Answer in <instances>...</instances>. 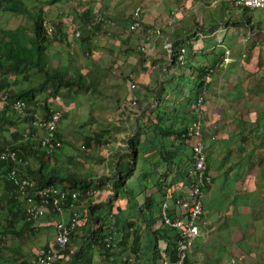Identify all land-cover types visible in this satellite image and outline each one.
I'll return each instance as SVG.
<instances>
[{
	"label": "crops",
	"instance_id": "1",
	"mask_svg": "<svg viewBox=\"0 0 264 264\" xmlns=\"http://www.w3.org/2000/svg\"><path fill=\"white\" fill-rule=\"evenodd\" d=\"M227 3L98 1L102 12L118 22L113 27L117 30L99 34L98 53L102 52L104 61L112 55L114 61L119 59L115 63L127 74L143 63L142 73L135 87L130 85V103L123 111L106 114V100L97 99L102 108L93 136L102 141L96 147L100 155H88L85 169L61 168L68 154L62 145L58 157L48 162L46 172L55 166L61 173L86 179L89 187L84 192L89 188L98 191L97 196L80 200L82 217L60 264H162L173 255L177 230L162 222L161 204L168 196L172 217L183 216L176 200L186 196L192 145L180 131L194 118L197 80L205 66L213 68L203 118L212 184L204 193L200 234L186 264H264V167L260 163L264 156L260 141L264 134V16L257 17V9L247 13L242 6L232 9ZM136 6L143 9L142 26L130 31ZM155 27L162 29L160 36L149 40L155 53L140 56L137 47L144 32ZM172 42L187 45L183 63L173 62L164 49ZM96 71L99 83L100 70ZM112 79L117 83L118 79ZM80 93L74 88L64 97L51 99V109L58 102L70 103L71 96ZM164 122L172 124L175 133L160 138L156 128ZM128 139L135 149L129 148ZM117 163H121L120 173ZM119 179L123 187L116 192ZM17 198L23 212L25 204ZM23 218L25 212L15 227H5L4 215H0V264H36V254L54 243L57 222L68 219L69 210L59 214L46 208L29 225H24ZM107 233L116 236V248L108 250L97 242L99 235ZM129 257H134L131 263Z\"/></svg>",
	"mask_w": 264,
	"mask_h": 264
},
{
	"label": "trees",
	"instance_id": "2",
	"mask_svg": "<svg viewBox=\"0 0 264 264\" xmlns=\"http://www.w3.org/2000/svg\"><path fill=\"white\" fill-rule=\"evenodd\" d=\"M244 11L249 13L254 10L244 7ZM3 12H10L14 15L25 16L30 23V25H19L14 29L10 27L0 26V69L7 70L16 76H14V78L7 79L3 83V85H0V98L2 99V93L6 92L8 89H11L14 85L17 86L22 83L21 78H19L20 75L29 79L27 84L28 86H24L16 92L9 93V105L6 106L8 109L12 110V103L16 100L22 99L25 100L27 104L26 114H33L36 111L33 110L32 107L40 105V101L42 98H39V96L45 94V97L43 99V111L45 116L44 118H48L53 110L51 109V106L49 104L50 99L64 97L67 91L69 92L74 88L79 91L90 90L95 92L97 90L98 81L95 76L93 77L95 78L93 80L89 78V74H84L80 71L75 73L70 72V67L68 66L70 62H68V64H54L53 59H55L56 56L58 58H61V54H52L51 50L53 49V43L55 41H57L58 43H63V41H65V39L67 38V32H62V34L60 33L61 36H49L45 29V23L50 22L45 19V12L43 8H41V6L33 5L32 7H30L24 0H0V13ZM93 12V6H90V8H88L85 13V17H87L86 20L91 16ZM93 19L94 18H92V21ZM245 20L249 21V18H246ZM86 23L89 24V21H86ZM103 25V23H96L92 24L91 26L88 25V30H91L92 32L93 29L98 27L102 28ZM148 30H146L144 33H147ZM79 40H81L80 47H82L84 51H87L88 47L90 46L89 36H86V38H80ZM172 44L176 51L171 56V59L173 60V62H177L179 61V54L177 49L179 50L181 46L185 47L184 56H186L187 45H183L179 42H175ZM88 61L91 62V59L89 58ZM63 66H65V68H63ZM208 68L212 67L205 66L199 73L194 107L198 99L199 90L202 86V78L206 74ZM33 71H37L42 74L41 78L36 82L30 79ZM92 76L93 75H90V77ZM192 120L193 119H191L190 122H188L180 131V135L184 137L183 139H190L189 135L187 134V127L192 122ZM12 127H15L14 131H11ZM156 130L157 135L160 138L175 133L172 124H168L167 122H164V124L162 125H158ZM38 131L43 132V128L35 127L33 125V121H30L27 124V127H22L20 126V124L14 122L13 119L9 118L5 114H2V116H0V151L7 147L14 148L18 150L19 156L21 158L23 157L25 161L29 156H31L39 165L37 167H34L31 163L28 162L27 166L26 164H23L22 170L23 172L26 171L25 174L34 178L38 186L55 184L60 188H77L83 189V191L84 189L89 187L86 185V179L78 178L72 173H61L58 169H54L55 166L52 167V172H46L48 170V162H50L51 158L54 155H56L55 157H58L60 148H62L63 144L61 145V147L56 148L53 153H47V151L43 149L34 150L33 146L35 145L36 140L32 138V134ZM59 137L62 141L60 132ZM85 137H87L85 141V147H90L92 143L98 144L102 142L101 139H98L96 137V135H86ZM260 141H263L262 144L264 146V134L260 136ZM127 144L130 149H135V145L131 141V139H128ZM132 155H134V158H136L135 152H133ZM260 163L261 166L264 167V156L260 158ZM120 165L121 163H117V171L119 173L121 171ZM9 166L10 164H7L6 162L0 160V181L4 182V186L0 188V215H4L6 225L5 227H15L19 223V221L17 220L18 217L20 215H23L24 211L22 212L21 210V202L17 198L18 193L16 188L7 179V171ZM127 170L128 172L131 171L130 164L127 165ZM118 177L122 178V175L119 174ZM121 182L122 180L120 179L117 181L115 185L116 192L121 191V187H123L121 185ZM23 220L24 225H29L33 222L32 220L27 221L26 218H23ZM104 237L105 236H103V234L99 235L97 238V242L103 246L105 245L108 250L112 249L106 246V244L104 243ZM175 243L174 250L176 245Z\"/></svg>",
	"mask_w": 264,
	"mask_h": 264
},
{
	"label": "built area",
	"instance_id": "3",
	"mask_svg": "<svg viewBox=\"0 0 264 264\" xmlns=\"http://www.w3.org/2000/svg\"><path fill=\"white\" fill-rule=\"evenodd\" d=\"M232 2L237 6L246 7L248 9L264 8V0H225ZM143 9L142 6H136L131 14V22L128 29L136 31L142 26ZM103 23L104 25L115 27L117 22L107 16L105 13H96L92 24ZM88 26V28H89ZM45 29L49 36L53 37L56 28L51 23H45ZM161 27H155L148 30L144 34L141 51H146L149 40L160 36ZM77 37L81 36V32L77 31ZM165 48L170 56L175 53L172 43H166ZM148 51V50H147ZM179 61L183 63L185 47L181 46L179 50ZM213 73L212 68H208L206 74L202 78V86L199 90L197 102L194 107V119L187 127V134L192 145V164L187 176L186 196L180 197L176 202L183 208L184 215L182 217H172L169 212L168 196L161 204L160 217L162 222L177 230V240L174 255L165 258L162 264H186L188 253L197 237L200 234V222L204 214V193L206 188L212 184V176L208 170L207 148L204 141L203 118L204 106L206 99L210 94L209 83ZM131 86L135 87V74L131 73ZM1 97L5 104L9 105V94L2 93ZM135 105L136 99L132 100ZM15 112L26 114L27 104L24 100L19 99L12 103ZM62 111L58 109L52 110L48 118L34 119L33 125L37 128H43L42 135L37 139L34 150H46L47 153H53L56 148L62 145L59 137L60 123L62 121ZM0 160L10 164L7 171V179L14 185L18 196L25 204L24 211L27 221L42 216L46 208H50L53 212L62 214L65 210H69V218L61 219L56 225L55 241L52 245L41 249L35 257L36 264H59L63 254L70 243V236L77 228L80 220L79 202L85 196H96L98 191L89 188L86 192L77 188H60L55 184L38 186L37 182L31 176L23 172V164L27 165L30 160L26 161L19 156L18 150L7 147L0 151ZM23 172V173H22ZM104 243L109 248H116L117 240L113 233H107L104 237ZM134 257H129V263Z\"/></svg>",
	"mask_w": 264,
	"mask_h": 264
},
{
	"label": "rangeland",
	"instance_id": "4",
	"mask_svg": "<svg viewBox=\"0 0 264 264\" xmlns=\"http://www.w3.org/2000/svg\"><path fill=\"white\" fill-rule=\"evenodd\" d=\"M24 1L30 7H32L33 5H39L41 6V8H43L45 12V19H47V21L53 24L56 28L54 37L56 35L59 36L60 33L62 34V32H67V38L65 42L63 41L64 43H57V41L53 43V49L51 50L52 54H61V58H58L56 56V58L53 59L54 64H68V62H70L68 64V66L70 67V72L74 71L75 73L77 71L83 70L86 72L85 74H89V78L93 80L95 79L93 78L94 76L97 77L96 70H100V77L102 80L97 84V90L95 92L90 90H81L80 94H74L73 96H71L70 103L62 101L58 102L55 106V109L62 111L63 114V120L60 126V133L62 134L61 136L63 141L62 150L68 153L65 155V158L67 160H65L64 163L66 164L61 166V168H84L83 165L85 166L89 164L88 162L90 159H88V155H100V151H98L96 148V143H92L90 147L83 148V146H85V141L87 138L85 136L87 134L93 136L96 133V130L99 129L98 112L102 107L98 105L97 99L102 98L106 100V103L104 105V108L107 109L106 114L114 113V109H121L123 111L122 107L130 103L129 98L131 97V84H129V74L134 73L136 79H139V76L142 73L140 66H142L143 63H139V66H137L135 70L131 69V71H129L127 74L121 71L122 69H120L119 64L115 63L119 59L114 61L116 57H113L112 55L109 61H104L102 52L100 51V53H98V49L100 47V44L102 43L99 34L101 33L102 35V30H117V28L107 26L102 28H95L92 32L91 30H88V22L86 23V21H89V23L93 22L92 18H94L95 14L103 11L101 9V6H97L99 0ZM227 4L232 9H234L235 7H239L235 6L232 2H228ZM90 6H93V9H95V11L86 20L87 17H85V13ZM255 14L257 17L264 16V9L255 10ZM19 25H30V23L25 16L14 15L10 12L0 13V26L10 27L14 29ZM77 31L81 32L80 37H77L75 35ZM86 36H89L90 38V46L88 47L87 51H84L83 48L80 47L81 40L79 39L86 38ZM141 44L142 42H140L139 46L137 47V51L140 56L142 54L150 56L155 53L152 46L150 47L149 45L147 47L148 51H141ZM164 49L167 51L165 47ZM89 58L91 59V62L88 61ZM100 66H102V68ZM63 68H65V66H63ZM90 75L93 76L90 77ZM14 76L15 75H13V73L4 69H0V85H3V83L7 79L14 78ZM41 76V73L33 71L30 79L36 82L41 78ZM114 77L118 79L117 83H115L113 79L109 80L110 78ZM19 78H21L22 83L17 86L14 85L11 89H8L6 92H4V94L16 92L22 87L28 86V78L22 77V75H20ZM113 84H115V86H113ZM44 97L45 94L40 95L39 98H42L40 101V105L32 107V109L36 111L35 113L24 115L19 112H15L13 107L12 110L14 112L11 109H8L6 107L8 106V104H5L3 99L0 98V116H2V114H5L9 118L13 119L14 122L20 124V126L27 127V124L30 121H33L35 118L43 119L45 117L43 111ZM14 130L15 127H12L11 131ZM41 135V131L34 132L32 134V138L37 141V139ZM28 159L32 163L34 162V159L31 156H29ZM37 164V162L33 163L34 167H37ZM3 186L4 182L0 181V188H2Z\"/></svg>",
	"mask_w": 264,
	"mask_h": 264
},
{
	"label": "bare ground",
	"instance_id": "5",
	"mask_svg": "<svg viewBox=\"0 0 264 264\" xmlns=\"http://www.w3.org/2000/svg\"><path fill=\"white\" fill-rule=\"evenodd\" d=\"M117 23H118V22H117ZM52 25H53V24H52ZM212 74H213V73H212ZM10 97H11V96H10ZM24 101H25V100H24ZM205 104H206V103H205ZM205 116H206V115H205ZM193 119H194V118H193ZM204 138H205V137H204ZM22 158H23V157H22ZM26 166H27V165H26ZM25 172H26V171H25ZM41 186H42V185H41ZM185 194H186V193H185ZM97 195H98V194H97ZM97 195H96V196H97ZM18 197H19V196H18ZM178 197H179V196H178ZM180 197H181V196H180ZM18 199H19V198H18ZM203 199H204V198H203ZM23 205H24V204H23ZM24 207H25V206H24ZM24 212H25V211H24ZM183 215H184V213H183ZM81 217H82V216H81ZM81 217H80V218H81ZM180 217H181V216H180ZM76 231H77V230H76ZM175 244H176V243H175ZM188 255H189V254H188ZM187 260H188V259H187Z\"/></svg>",
	"mask_w": 264,
	"mask_h": 264
},
{
	"label": "clouds",
	"instance_id": "6",
	"mask_svg": "<svg viewBox=\"0 0 264 264\" xmlns=\"http://www.w3.org/2000/svg\"><path fill=\"white\" fill-rule=\"evenodd\" d=\"M54 110V109H53Z\"/></svg>",
	"mask_w": 264,
	"mask_h": 264
}]
</instances>
